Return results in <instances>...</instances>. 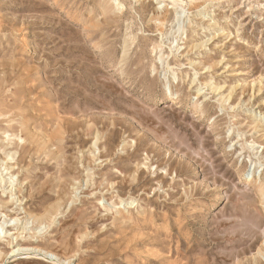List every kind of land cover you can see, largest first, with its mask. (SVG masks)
<instances>
[{"label": "rangeland", "instance_id": "1", "mask_svg": "<svg viewBox=\"0 0 264 264\" xmlns=\"http://www.w3.org/2000/svg\"><path fill=\"white\" fill-rule=\"evenodd\" d=\"M32 249L264 264V0H0V264Z\"/></svg>", "mask_w": 264, "mask_h": 264}, {"label": "bare ground", "instance_id": "2", "mask_svg": "<svg viewBox=\"0 0 264 264\" xmlns=\"http://www.w3.org/2000/svg\"><path fill=\"white\" fill-rule=\"evenodd\" d=\"M115 1V0H114ZM9 134V133H8ZM13 152V151H12ZM27 225V224H26ZM13 237H14V235H13ZM23 249V248H22ZM16 250H21L20 248H17V249H12L10 252H8L9 253V255L8 256H16V255H18V254H23V253H18V254H16L15 255V251ZM31 251H36V249H32ZM21 252H22V250H21ZM45 254H42L40 251H36L35 253H30V254H32V255H35V256H41V257H44V259H46V260H51V261H54V262H56V263H59V264H64V261H63V263L62 262H59L60 261V259H56V257L54 256V254H53V256H54V258L52 259L51 257H48L47 256V254H50V253H47V252H44ZM52 255V254H51ZM260 255H262V254H260Z\"/></svg>", "mask_w": 264, "mask_h": 264}]
</instances>
